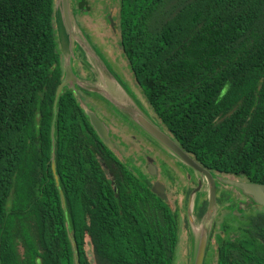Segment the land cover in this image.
Wrapping results in <instances>:
<instances>
[{"label": "trees", "instance_id": "1", "mask_svg": "<svg viewBox=\"0 0 264 264\" xmlns=\"http://www.w3.org/2000/svg\"><path fill=\"white\" fill-rule=\"evenodd\" d=\"M54 9L0 0V264H92L85 241L96 264H172L179 212L116 160L81 99L110 102L68 85L54 101ZM118 16L158 125L208 170L264 184V0H119ZM115 163L116 190L104 172ZM216 240L215 264H264V212Z\"/></svg>", "mask_w": 264, "mask_h": 264}, {"label": "rangeland", "instance_id": "2", "mask_svg": "<svg viewBox=\"0 0 264 264\" xmlns=\"http://www.w3.org/2000/svg\"><path fill=\"white\" fill-rule=\"evenodd\" d=\"M71 4H75L76 11L72 10L73 13V29H74V35H67V38L69 40V44H67L66 38L64 36L63 42L60 41L59 35L57 32V42H59V46L63 48V51L70 52L73 50V48L78 45V43L84 44V37H86L87 40L91 42L94 46V51L101 57L103 63L109 68L113 69V71L116 73V75L119 77L117 78L120 82L121 87L128 92L130 95H134L136 101L139 103V106L144 109L150 116H152L156 122H159L154 112L151 110L150 106L146 102V99L144 97L142 89L136 82V84L133 81V74L130 69V66L127 62V59L122 53L120 44H119V32H118V9H119V0H87V3L84 7L80 8L78 5L77 0H71ZM111 18V20H110ZM76 22V23H75ZM76 24L78 28H76ZM55 29L58 31V25L55 19ZM78 30L76 32L75 30ZM61 34V32H60ZM64 34V32H63ZM62 35V34H61ZM78 52L75 51V61L79 62L77 67L73 68L76 70V73L79 74L81 77V84H87L88 87L91 89H96V84L93 82V78L91 76L89 77V70L91 69L89 66L87 67L86 63L81 60V57L77 55ZM67 56V54H65ZM81 60V61H80ZM85 64V65H83ZM72 66L74 67V61ZM83 66L87 67L88 71H85L83 69ZM123 67V68H122ZM121 68V69H120ZM126 71V72H125ZM131 76V77H130ZM128 79H131V85L127 81ZM111 78L107 76L105 78V83L100 84L99 86H106L107 90L110 87ZM91 82V84H90ZM114 84V81H112ZM130 86H129V85ZM102 90H104L102 88ZM110 94V91H109ZM121 96V95H120ZM122 98L127 99L130 103V110H138V108L130 102L128 97L123 93ZM89 98L84 97L83 102H89ZM91 103H89V106ZM94 107V106H93ZM99 111V114L104 123L107 125L109 124L110 132L109 135L111 138H113V141L115 143L114 147L116 152L119 153V155H123L125 157L126 161L129 160L132 164H138L140 162V178L146 177L148 180L153 181V177L148 176L145 170V156L149 155L156 161H161L160 156H172V154L168 153L166 150H164L161 146L157 145L156 143H153L149 140H147L143 134L140 133V128L136 129L135 126L130 125L135 129L134 131H130V128H128V124L125 123V116L118 112V110L113 109L112 106H109V108L112 111L108 112V110H105L103 106H98L96 104V107ZM93 109V110H94ZM107 113L102 114L101 111H104ZM116 110V111H115ZM120 115V116H119ZM120 117V118H119ZM121 120V121H120ZM108 126V125H107ZM140 134V136H139ZM140 138V140H139ZM112 150V149H111ZM114 156H116L118 159L120 157L115 153L114 150ZM121 152V153H120ZM140 155V161L137 160ZM121 160V159H120ZM131 164V166H132ZM157 166V165H156ZM130 173V172H128ZM151 181V182H152ZM162 181H164L167 185L168 189V195L167 200L169 204L174 207L175 205H185V201L187 202V209L191 210L192 208V201L189 202L187 199V195L189 192L180 193V192H171L173 189V186L169 184V182L162 178ZM184 181L183 177L178 176L176 179V184H181ZM246 197V196H245ZM245 197L241 194V200L242 204L241 207H248L246 209H241V214L244 215V217H248L249 215L255 214L258 211L264 212V208H261L260 206H255V204L249 200V198L246 200ZM245 199V200H244ZM251 205V206H250ZM226 212L222 208V205L215 206V213L211 217V220L209 221V227L210 231L209 234H211V243H209L210 247L212 248L210 250V253L207 254V257L205 258V264H215L216 260V254L213 249V247L216 245L215 234L219 233L222 228L223 217L225 216ZM186 213L185 211H182L180 218H181V233L179 238V245L178 250L176 249L174 259L172 264H192L193 261V245L192 241L189 239V236H191L190 233V227L188 225V228H186L184 224V217ZM233 217V216H232ZM225 220L229 221H236L234 218L226 217ZM201 221H197L196 223H193V230L196 233V236L199 235L200 225ZM213 228V231H211V228ZM199 228V229H198ZM86 239V238H85ZM87 240V239H86ZM22 246L19 245V250L22 252L23 249ZM85 250L87 252L88 258L90 259L92 264H96L94 261L93 254L91 253V247L87 241H85Z\"/></svg>", "mask_w": 264, "mask_h": 264}, {"label": "water", "instance_id": "3", "mask_svg": "<svg viewBox=\"0 0 264 264\" xmlns=\"http://www.w3.org/2000/svg\"><path fill=\"white\" fill-rule=\"evenodd\" d=\"M71 0H55V9H54V17L56 19L57 25H58V35L61 42H63L64 36L66 38L67 44H69V40L67 38V35L71 34L74 35V29H73V13H72V4L70 2ZM111 20V18H110ZM76 23V22H75ZM78 24H76V28ZM78 32V30H75ZM61 32V34H60ZM64 32V34H63ZM84 44L78 43V46L81 48L82 52L84 53V59L83 62L86 63L87 66L91 68V71L95 74V78L97 80L101 81L103 84L105 83V78L109 76L112 81H114V84L117 85L118 89L120 90L121 94H125L131 103H133L138 110H130L129 108L131 106H121L111 100L110 94L107 92V88L102 90L103 87L99 86L95 81L96 89H91L87 86V84H81L82 80L81 77L75 72L72 66L73 62L72 60L75 59V50H71L70 52L63 51V48L61 46V55H62V62H63V78L61 82L58 84L56 91H55V102L57 101L60 93L62 92V89L65 85H68L74 93L78 95V92L76 90V86L82 87L86 90H91L92 92H95L102 95L104 98H106L112 106L118 110L119 113L123 114L127 120H129L133 126H135L137 129L140 128V132L143 133L145 136L150 138L152 141H154L157 145L161 146L164 150H166L168 153L172 154L176 158H178L179 161H181L183 164H185L187 167L192 169L194 172L204 176L208 182L209 185V195H208V205L207 210L203 216V218L200 220V230L199 235L196 236V233L193 230V223H196L199 220L193 219V211H194V193L199 190L201 179L198 180V187L191 193L189 196V202L192 201V208L191 210L187 209V215H188V221H189V227H190V233H191V241L193 245V261L192 264H203L204 258L206 254V248H207V241L209 236L210 227L208 226L209 221L211 220V217L215 213V187L214 182L211 176L210 171L199 164L194 157H192L189 153L184 151L180 145L171 137V135L164 131L158 124L154 123L148 116V114L139 106V103L133 99L132 95L128 94L126 90H124L120 82L118 81L117 77L114 75V73L103 63L101 57L97 55L94 51V46L91 44L89 40L84 37ZM67 54V56H65ZM82 60V59H81ZM94 78V79H95ZM111 81V82H112ZM91 84V82H90ZM106 90V91H105ZM80 97V96H79ZM81 104L83 106V109L89 119V122L97 135L101 138V140L112 150L115 151L116 154L119 155L118 152H116L113 141L110 138L108 126L104 123L103 120H101L98 115L95 113V111L88 106L87 103L83 102V98L81 99ZM130 105V104H129ZM52 169L55 173V163L52 160ZM148 170L150 173H154V165L151 163V159H148ZM55 178L57 179V175L55 174ZM228 184H232L238 189L242 191L243 194L247 195L254 203H257L259 205L264 206V184L260 183H254V182H247V181H232L228 180ZM152 192H154L159 198L166 199V195L164 192V185L158 181H156L151 186ZM181 222V218H180ZM199 229V228H198ZM181 233V230L179 234ZM180 237V236H179ZM179 241L177 244L176 249L178 250ZM176 252V250H175ZM175 255V253H174Z\"/></svg>", "mask_w": 264, "mask_h": 264}, {"label": "flooded vegetation", "instance_id": "4", "mask_svg": "<svg viewBox=\"0 0 264 264\" xmlns=\"http://www.w3.org/2000/svg\"><path fill=\"white\" fill-rule=\"evenodd\" d=\"M91 106L93 109H94V107H96L95 104H91ZM94 111L98 115V117L101 120H103L100 117L102 115L99 114V110H97V108H95ZM111 114H112V111H111ZM112 115H114V114H112ZM114 116H116V115H114ZM148 116L150 117V119L152 121H154V123L158 124V122H156V120L152 116H150L149 114H148ZM125 123L128 124V128H130V131L135 132V129L131 126L132 124L130 125L129 124L130 122L127 121L126 118H125ZM107 125H108L109 133H111L110 129H109V124L107 123ZM141 134H143V133H141ZM139 136H140V134H139ZM143 136L147 140L155 143L154 141H152L150 138H148L144 134H143ZM111 140L113 141V138H111ZM139 140H140V138H139ZM113 144L115 145L114 141H113ZM120 156H122V158L120 157L121 160L118 159L117 157H115V158H117L116 160H120L124 164L125 169L128 170L127 172H130V174H132L133 178L140 182V162L138 164H135V163L132 164L129 162V160L126 161V159H125V157H123V155H120ZM160 157H161V161H156L149 155L145 156V162H146L145 170H146V173L148 176L153 177V181L151 180L152 181L151 182L145 176L142 177L141 180L145 179V181L149 182L151 186L156 181L162 183L164 185V192L166 195V199H163V200L168 202L167 195H168L169 191L167 189L166 183L164 181H162V178L167 180L169 182V184L173 186V189L171 190V192H180L182 194L185 192H189L186 200L189 199V196L191 195V193L198 187V180L201 179V184H200L199 190H197L194 193V211L192 214L193 219H196L198 216V213L201 211L200 210L201 204H204L205 210L201 214V218H200V220H201L203 218L206 210H207V205H208V195H209V189L208 188H209V185H208L206 178L204 176L194 172L192 169L187 167L185 164H183L181 161L178 160V158H176L173 155L170 157L169 156H160ZM149 158L151 159V163L154 165V173L153 174L149 172L148 167H147ZM137 160L140 161V155H139V158H137ZM131 164H132V166H131ZM111 165L112 166H104V172H105L106 176L108 178H110L113 189L116 190L115 177L112 174V171L113 170L118 171L117 170L118 167L116 166V163H115V165H113V164H111ZM209 171L211 173V176H212V179L214 182V187H215V204H216V206L222 205V208L226 212L225 216L223 217L224 222L222 223V228H221L222 231H220L219 233H222L224 235H231L232 233H234L237 230L238 226L240 225V221L246 219V217H244V215L241 214L240 211L242 208L246 209L248 207V205L246 207H241V204H242L241 194L244 197L246 196L245 197L246 200L249 197L247 195L243 194L242 191L240 189H238L237 187H235L234 185L228 184L227 181L228 180L247 181V182H250V181H248L244 176L239 175V174H235V173H219L217 171H212V170H209ZM178 176H181L184 179V181L181 184H176V179ZM249 200L252 201L251 198H249ZM187 202L186 201L184 202L185 203L184 206H182L183 204H181V205H175L173 207L176 211L179 212V215H181L182 211H185L186 215L184 217V220L188 219ZM168 204H169V202H168ZM254 204H255V206H260L261 208H264V206H262V205H259L257 203H254ZM228 216L231 218H234V220H236V221H234V222L229 221L228 222V220H225V218ZM184 222L186 223V221H184ZM186 228H188V223L186 224ZM213 228L214 227L211 228V231H213ZM219 233L215 234L216 236H214L216 244H217L216 238H217V235ZM190 238H191V236H189V239ZM209 243H211V234H209V236H208L207 247H209V248L206 249L205 258L207 257V254H209L210 250L212 249L210 247ZM215 246L213 247V249L215 248ZM207 258H209V257H207ZM208 261L209 260H207V264H208ZM215 262H216V260H215Z\"/></svg>", "mask_w": 264, "mask_h": 264}, {"label": "crops", "instance_id": "5", "mask_svg": "<svg viewBox=\"0 0 264 264\" xmlns=\"http://www.w3.org/2000/svg\"><path fill=\"white\" fill-rule=\"evenodd\" d=\"M88 67V66H87ZM123 68V67H122ZM121 69V68H120ZM114 74H115V76L117 77V78H119L117 75H116V73L113 71V69H110ZM75 72H76V70H75ZM126 72V71H125ZM79 75V74H78ZM91 76V78H93V81H95L97 84L98 83H100V84H103L100 80L98 81L97 80V78H95V74L91 71V69L89 70V77ZM131 77V76H130ZM95 78V79H94ZM133 81H134V83L136 84V81H135V78H134V76H133ZM128 82H129V84L131 85V79H128L127 80ZM128 84V85H129ZM129 85V86H130ZM101 87H103V89H105L106 88V86H102L101 85ZM82 88V87H81ZM89 91H91V90H89ZM106 91V90H105ZM109 91H110V98H111V100H113L114 102H116L117 104H119V105H121V106H124V107H126V106H130L129 104V102H128V100L127 99H124V98H122L121 96H122V94H121V92H120V90L118 89V87H117V85H115V84H113V82H110V87L108 88V90H107V92L109 93ZM92 92V91H91ZM99 95V94H98ZM121 95V96H120ZM100 97H102V98H104L102 95L100 96ZM132 97H133V99H135V97H134V95L132 94ZM90 100H89V102H85V103H87L88 104V106H89V103H91V104H97L98 106H105L104 108H106L105 110H108V112L109 111H111V109L109 108V105L110 106H112V104H109L108 106L105 104V103H103L102 101H100L99 99H97V98H89ZM104 99H106V98H104ZM107 100V99H106ZM136 100V99H135ZM89 107H91L92 108V106L90 105ZM112 108L113 109H115L113 106H112ZM93 109V108H92ZM105 110L104 111H101L102 112V114H106L107 115V113L105 112ZM144 110V109H143ZM100 111V110H99ZM116 111V110H115ZM145 111V110H144ZM146 112V111H145ZM147 113V112H146ZM148 114V113H147ZM127 120V119H126ZM127 121H129V120H127ZM130 122V121H129ZM130 124H132L131 122H130ZM133 125V124H132Z\"/></svg>", "mask_w": 264, "mask_h": 264}]
</instances>
